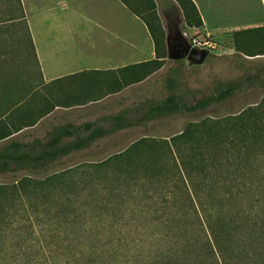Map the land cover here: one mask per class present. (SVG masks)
Masks as SVG:
<instances>
[{
	"label": "trees",
	"instance_id": "1",
	"mask_svg": "<svg viewBox=\"0 0 264 264\" xmlns=\"http://www.w3.org/2000/svg\"><path fill=\"white\" fill-rule=\"evenodd\" d=\"M2 1L6 7L0 11V24L26 25L21 0ZM122 1L146 23L156 59L123 67L117 89L141 81L166 57L156 0ZM174 1L187 26L202 25L193 0ZM26 34L21 48L34 55L28 28ZM232 38L238 52L264 54V26L235 30ZM255 71L218 81L211 94L188 104L177 91L179 73L174 70L166 97L141 104L140 118L205 110L246 88L263 87L264 66ZM82 73L63 79H77ZM90 77L94 97L102 80ZM256 98L234 114L186 123L169 138L142 136L101 161H85L39 180L32 175L63 165L71 153L136 123H110L111 128L69 123L53 128L45 138L28 140L9 137L11 128L33 124L49 108L37 115L0 111V175L19 177L10 185L0 183V248L21 249L23 261L16 264H264V96ZM11 119L15 123H9ZM17 199L31 202L46 233L9 240L5 231L13 228L19 214ZM27 221L26 229L33 233V221ZM9 256L15 259L18 254L0 255V264H11Z\"/></svg>",
	"mask_w": 264,
	"mask_h": 264
},
{
	"label": "crops",
	"instance_id": "2",
	"mask_svg": "<svg viewBox=\"0 0 264 264\" xmlns=\"http://www.w3.org/2000/svg\"><path fill=\"white\" fill-rule=\"evenodd\" d=\"M203 1L193 0L201 16L202 25L187 26L188 30H209L215 34H222L264 26V0H238L236 6L232 8L233 16L230 14V8L221 9L220 5L212 7L215 4L214 0H205L210 2L208 8L212 26L207 24L204 18ZM162 2L171 4L168 1ZM174 3L176 2L173 0L172 4ZM21 4L26 25L0 24V31L6 32L16 26L23 28L25 39H17L13 45L17 50L27 40L28 28L34 47V55L29 56L32 61L28 63L32 64L30 68L33 67L35 71L31 70L32 72L29 71L27 74L10 69V72L4 75L2 71L0 72V111H17L19 114L32 112L37 115L42 110L48 108L49 110L33 124L22 126L19 130L15 131L14 127L17 124H14L9 137L19 136L28 140L34 137L45 138L53 128L69 123H131L127 117L115 121L109 116L123 117L122 114H128L130 110L139 113L141 110L138 107L141 104L157 100L144 99L136 103L133 109L99 115L94 121L90 119L92 103L100 104L108 97L118 95L136 84L134 82L120 89L116 88L117 83L123 81V67L156 59L155 43L146 23L122 0H21ZM180 14L185 24L182 10ZM235 15L241 18L239 24L227 25L225 22ZM226 19L228 20L225 21ZM167 26L171 30L170 21ZM176 32L178 31L169 32L166 38L172 41ZM19 57L21 55L8 61L6 59L0 61L8 64L13 62L17 65ZM92 71L99 73L91 75L89 72ZM86 72L88 74H85ZM77 73H82L77 79H63ZM151 75L152 73L137 83L145 81ZM90 76H98L102 80L94 97H91L89 92ZM67 97L69 103L64 104L63 101H66ZM60 109L81 111L82 119L57 122L58 124L50 125L43 133H38L36 126L39 123H48L45 120ZM138 121L144 120L138 117L137 123ZM9 123H15L14 119L9 120Z\"/></svg>",
	"mask_w": 264,
	"mask_h": 264
},
{
	"label": "rangeland",
	"instance_id": "3",
	"mask_svg": "<svg viewBox=\"0 0 264 264\" xmlns=\"http://www.w3.org/2000/svg\"><path fill=\"white\" fill-rule=\"evenodd\" d=\"M237 1L238 0H214L215 4L212 7L220 5L221 9L230 8V14L233 16L234 12L232 11V8L233 6H236ZM157 2L158 16L163 29L165 26L164 30L166 36L169 32L172 33L180 31L187 41H190L194 37H205L211 44L208 48L210 51L208 56L202 64H192L187 58H182L180 61L172 60L168 58L166 45V59L164 58V62L161 67L156 69L154 73L152 72V75L149 78L140 83H132L134 85L125 89L122 93L110 96L100 104H91L92 111L90 119L92 121H94L99 115L116 114L122 112L124 109H133L136 103L144 99H164L168 93L167 80L169 76L171 77L174 70H177L179 73V85L177 91L181 95L182 101L188 104H194L200 97L211 94L213 92L214 84L218 81L228 82L245 77L249 74H255V68L264 66V54L248 55L243 52H238L234 48L231 31L224 32L222 34H215L209 30H188L187 25L185 26L182 22L180 14L181 10L178 4H164L160 0ZM209 5V1L204 0L202 2V11L207 24L211 23L208 8ZM5 7L6 5L4 1L0 0V11H4ZM6 14L8 15V13ZM0 16H3V13H1ZM240 19L241 18L235 15L225 23L227 25L237 26L234 24H239L241 21ZM227 20L228 19L225 21ZM168 21L172 24L171 30L168 29ZM210 26H212V24H210ZM1 31L0 42L2 43H0V59H6L8 61L14 59L17 55H21V57L18 58L17 65L13 62L8 64V62L0 61V72L2 71V74L4 75L5 73L10 72V69L14 71L16 70L17 72H25L27 74H29V71L31 70L35 71L33 70V67H31L32 69L30 68L32 64L28 63L32 61L28 56V51L26 49L22 50V48H20V50H16L15 46H13L15 45L17 39H25L23 28H18L16 26L14 28H10L9 31H6L7 33ZM244 49L247 51L252 48L245 47ZM23 62L25 63L23 64ZM262 76L264 79V71L262 72ZM255 95H257L256 101L259 100L261 96H264V86L246 88L242 91V93H239L238 96L228 98L224 102L214 103L205 110H181L160 117L138 121V123L137 119L138 117H141V113H135L133 110H130L128 114L123 113L122 116L124 119L126 117L130 119L131 123L136 124L122 129H117L113 133L106 134L104 137L91 143L88 149L85 148L71 153L69 157L66 158L63 165L53 167L46 173L32 175V178L37 180L43 179V177L47 174L62 171L67 167H72L85 161H101L109 155L123 150L133 141L142 136L169 138L171 135L179 133L185 127L186 123L199 122L206 116L213 115L219 117L227 114H234L246 107L249 102L253 101ZM93 107L96 108L92 109ZM81 116L82 112L76 109H60L58 112H54L51 116H49L50 119L47 118L45 120L48 121V123H39L36 127L38 129V133L41 134L45 129H49L50 125L58 124L57 122H67L72 120L78 121L82 119ZM101 125L106 128L112 127V124L110 123H101ZM22 173L23 172H18L19 175ZM15 178L19 177L10 176L9 174L0 175V183L10 185ZM15 206L17 207L16 211L19 214H16L13 218V228H9L5 231L6 234L9 233L8 236L10 241L12 238L18 236L36 237L46 233L40 230L39 226L41 225V221H36V212L31 207V202L28 199H17L15 201ZM12 211L13 210H11V212ZM27 218H30L33 221L31 222L34 229L33 233H30L26 229V226L30 223L27 221ZM43 218H45V216L38 217V219ZM17 228H21V230L16 231ZM20 252L21 249H18L13 245L0 248V255L18 254L15 259L10 258L11 256L8 257L11 264L21 263L23 261Z\"/></svg>",
	"mask_w": 264,
	"mask_h": 264
},
{
	"label": "water",
	"instance_id": "4",
	"mask_svg": "<svg viewBox=\"0 0 264 264\" xmlns=\"http://www.w3.org/2000/svg\"><path fill=\"white\" fill-rule=\"evenodd\" d=\"M177 40L169 41L166 38L168 58L179 60L187 58L192 64H202L209 54V50L205 48L191 47L189 41L178 31Z\"/></svg>",
	"mask_w": 264,
	"mask_h": 264
},
{
	"label": "built area",
	"instance_id": "5",
	"mask_svg": "<svg viewBox=\"0 0 264 264\" xmlns=\"http://www.w3.org/2000/svg\"><path fill=\"white\" fill-rule=\"evenodd\" d=\"M191 47L208 49L211 45L205 37H194L189 41ZM209 50V49H208Z\"/></svg>",
	"mask_w": 264,
	"mask_h": 264
},
{
	"label": "flooded vegetation",
	"instance_id": "6",
	"mask_svg": "<svg viewBox=\"0 0 264 264\" xmlns=\"http://www.w3.org/2000/svg\"><path fill=\"white\" fill-rule=\"evenodd\" d=\"M178 37H179V34H178V32H176V33H175V36H173V40H177ZM173 40H172V41H173Z\"/></svg>",
	"mask_w": 264,
	"mask_h": 264
}]
</instances>
